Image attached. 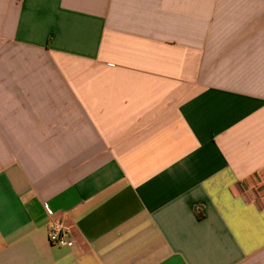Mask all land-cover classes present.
<instances>
[{"label":"crops","instance_id":"1","mask_svg":"<svg viewBox=\"0 0 264 264\" xmlns=\"http://www.w3.org/2000/svg\"><path fill=\"white\" fill-rule=\"evenodd\" d=\"M0 264H264V0H0Z\"/></svg>","mask_w":264,"mask_h":264},{"label":"built area","instance_id":"2","mask_svg":"<svg viewBox=\"0 0 264 264\" xmlns=\"http://www.w3.org/2000/svg\"><path fill=\"white\" fill-rule=\"evenodd\" d=\"M48 214L52 217L54 214L47 208ZM71 228L63 220L54 221L49 229V243L55 247L71 248L74 245L71 239Z\"/></svg>","mask_w":264,"mask_h":264}]
</instances>
